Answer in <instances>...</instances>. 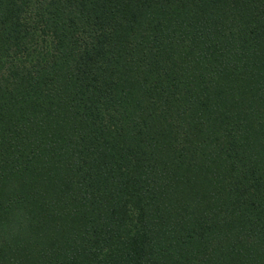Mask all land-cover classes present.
Masks as SVG:
<instances>
[{
  "label": "trees",
  "instance_id": "1",
  "mask_svg": "<svg viewBox=\"0 0 264 264\" xmlns=\"http://www.w3.org/2000/svg\"><path fill=\"white\" fill-rule=\"evenodd\" d=\"M0 264H264V0H0Z\"/></svg>",
  "mask_w": 264,
  "mask_h": 264
}]
</instances>
